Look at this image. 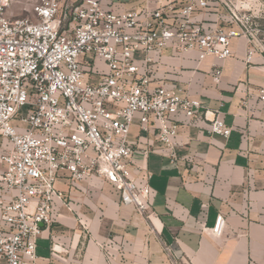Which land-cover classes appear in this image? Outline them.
<instances>
[{
    "label": "built area",
    "instance_id": "built-area-1",
    "mask_svg": "<svg viewBox=\"0 0 264 264\" xmlns=\"http://www.w3.org/2000/svg\"><path fill=\"white\" fill-rule=\"evenodd\" d=\"M114 2L0 0V137L10 144L1 157L0 185L9 200L0 202V264H37L55 204L71 211L58 187L63 176L71 185L96 176L123 205L149 217L153 145H163L175 164L183 119L231 137L220 111L181 97L158 80L157 70L166 51L175 58L195 53L198 63L225 61L238 39L248 42L247 65L264 58V0H159L155 9L122 13ZM14 5L31 13L11 19ZM196 13L217 18L200 21ZM212 76L220 84L222 69L214 65ZM259 98L264 102V86ZM136 120L143 135L153 136L149 143L131 142ZM78 222L88 235L87 224ZM225 227L219 217L213 234L221 237ZM51 253L60 250L53 245Z\"/></svg>",
    "mask_w": 264,
    "mask_h": 264
},
{
    "label": "crops",
    "instance_id": "crops-1",
    "mask_svg": "<svg viewBox=\"0 0 264 264\" xmlns=\"http://www.w3.org/2000/svg\"><path fill=\"white\" fill-rule=\"evenodd\" d=\"M75 1L63 0V5ZM158 1L115 0L113 9L118 13L155 9ZM29 13L30 9L14 5L7 16L15 19ZM194 18L217 16L196 13ZM247 50V40L238 39L232 44V58L202 63L195 53L183 58L164 53L158 80L181 97L190 95L205 109L220 111L232 128L231 137L213 135L206 124L183 119L187 126L180 131L182 146L175 164L165 156L163 145H153L147 160L152 190L149 217L123 205L119 193L96 176L72 185L63 176L58 187L71 211L61 202L55 204L54 223L38 241L37 264H264V102L259 98L264 58L257 55L254 64L247 65ZM97 64L105 69L101 61ZM214 65L223 71L218 85L212 76ZM91 81L97 83L99 78L92 75ZM146 136L136 120L131 142L153 140ZM9 146L0 137V180L5 170L1 157ZM8 196L0 185V202H8ZM219 217L226 220L221 237L212 231ZM79 219L87 224L88 235ZM53 245L60 250L56 257Z\"/></svg>",
    "mask_w": 264,
    "mask_h": 264
},
{
    "label": "rangeland",
    "instance_id": "rangeland-1",
    "mask_svg": "<svg viewBox=\"0 0 264 264\" xmlns=\"http://www.w3.org/2000/svg\"><path fill=\"white\" fill-rule=\"evenodd\" d=\"M139 56H141V54ZM98 62H100V61H98Z\"/></svg>",
    "mask_w": 264,
    "mask_h": 264
}]
</instances>
